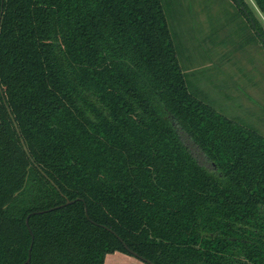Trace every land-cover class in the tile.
Returning <instances> with one entry per match:
<instances>
[{
    "label": "trees",
    "instance_id": "16d2710c",
    "mask_svg": "<svg viewBox=\"0 0 264 264\" xmlns=\"http://www.w3.org/2000/svg\"><path fill=\"white\" fill-rule=\"evenodd\" d=\"M124 243L264 264V135L190 89L163 0H0V264Z\"/></svg>",
    "mask_w": 264,
    "mask_h": 264
},
{
    "label": "rangeland",
    "instance_id": "374dc122",
    "mask_svg": "<svg viewBox=\"0 0 264 264\" xmlns=\"http://www.w3.org/2000/svg\"><path fill=\"white\" fill-rule=\"evenodd\" d=\"M244 1L264 39L263 14L253 0ZM163 3L178 61L190 89L219 112L264 135V42L239 13L236 3L233 0H163ZM109 255L105 259L107 264H148L125 253Z\"/></svg>",
    "mask_w": 264,
    "mask_h": 264
},
{
    "label": "water",
    "instance_id": "95a60500",
    "mask_svg": "<svg viewBox=\"0 0 264 264\" xmlns=\"http://www.w3.org/2000/svg\"><path fill=\"white\" fill-rule=\"evenodd\" d=\"M241 8H243L244 9V11H245V13L248 15V12L246 11V9L241 5ZM250 20H251V23H252V25L254 26V22H253V20L250 18ZM8 111H9V109H8ZM10 112V111H9ZM16 129H17V131H18V128L16 127ZM21 141H22V139H21ZM22 144H23V147H24V149H25V151L28 153V151H27V148H26V146L24 145V143H23V141H22ZM74 200H67L66 201V204H68V203H71V202H73ZM85 212H86V210H85ZM86 216L88 217V214H87V212H86ZM27 221H28V219H26V223H27ZM28 224V223H27ZM108 230H110L108 227H106ZM124 246L129 250V252L133 255V256H135V257H137L138 259H140V260H142V261H144V262H146V263H148V264H153V263H151L148 259H146V258H144V257H142V256H140V255H138L136 252H134L133 250H131L130 248H128L127 247V245L124 243ZM29 260V258L27 259V261Z\"/></svg>",
    "mask_w": 264,
    "mask_h": 264
},
{
    "label": "crops",
    "instance_id": "0c3cea01",
    "mask_svg": "<svg viewBox=\"0 0 264 264\" xmlns=\"http://www.w3.org/2000/svg\"><path fill=\"white\" fill-rule=\"evenodd\" d=\"M116 253H123V252H120V251H114V252H112V253H107L106 255H105V259H106V256L107 255H109V254H112V255H115ZM126 254V253H125ZM117 255H119V254H117ZM109 256H111V255H109ZM106 262H107V260H105Z\"/></svg>",
    "mask_w": 264,
    "mask_h": 264
}]
</instances>
